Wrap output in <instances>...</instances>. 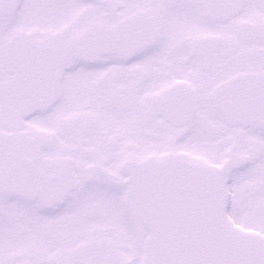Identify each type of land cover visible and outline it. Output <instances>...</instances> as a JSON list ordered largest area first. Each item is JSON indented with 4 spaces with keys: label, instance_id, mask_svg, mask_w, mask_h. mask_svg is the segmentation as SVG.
<instances>
[{
    "label": "snow or ice",
    "instance_id": "snow-or-ice-1",
    "mask_svg": "<svg viewBox=\"0 0 264 264\" xmlns=\"http://www.w3.org/2000/svg\"><path fill=\"white\" fill-rule=\"evenodd\" d=\"M0 264H264V0H0Z\"/></svg>",
    "mask_w": 264,
    "mask_h": 264
}]
</instances>
